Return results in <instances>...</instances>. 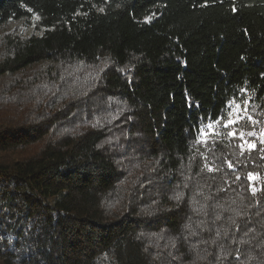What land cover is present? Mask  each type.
I'll return each mask as SVG.
<instances>
[{"label": "trees", "instance_id": "obj_1", "mask_svg": "<svg viewBox=\"0 0 264 264\" xmlns=\"http://www.w3.org/2000/svg\"><path fill=\"white\" fill-rule=\"evenodd\" d=\"M33 19L0 35V264H264V0H0Z\"/></svg>", "mask_w": 264, "mask_h": 264}, {"label": "rangeland", "instance_id": "obj_2", "mask_svg": "<svg viewBox=\"0 0 264 264\" xmlns=\"http://www.w3.org/2000/svg\"><path fill=\"white\" fill-rule=\"evenodd\" d=\"M145 21L147 23H150L152 21V19L147 18ZM35 23H36L35 19L30 20L28 22H25V21L14 22V23L11 22V23L0 28V35H3L9 31H15L17 34H21V35H30L31 32L33 31L34 27H35ZM256 106H257L256 104H252L251 108L249 109V113H251L252 115H255V107ZM231 119L234 120L235 115L232 116ZM250 132L253 133V135H255L257 138H260L261 140L264 141V134L257 133L255 131H247L246 134H248Z\"/></svg>", "mask_w": 264, "mask_h": 264}, {"label": "snow or ice", "instance_id": "obj_3", "mask_svg": "<svg viewBox=\"0 0 264 264\" xmlns=\"http://www.w3.org/2000/svg\"><path fill=\"white\" fill-rule=\"evenodd\" d=\"M242 91H244V90L242 89ZM233 103H236L235 99H233L232 101H229L228 104H227L226 106H227V107H231ZM243 103H244L245 105H247V101H246V100L243 101ZM236 108L239 109V108H240V104L236 103ZM231 115H232V113H229V116H230V117H231ZM239 118H240V117L237 116V119H239ZM222 119H223V117H218V118L213 122L212 119L209 118V124L207 125V127H208V133L205 132V130H204V126L201 125V127H200V131H199V134H198V135H199V136L207 137V135H208L209 133H212V131H213V123L218 124V123L220 122V120H222ZM249 119H251V117H249ZM235 122H236V121H234V120H232V119H229V120H227V121L224 123V127L227 128L230 124H234ZM228 135H229V136H233V135H235V131L233 130L232 132H229ZM240 135H241V138H243V133H241ZM248 135H253V133L250 132V133H248ZM249 147H254V145H251V144H250ZM241 148L243 149V144L241 145ZM230 166H231V165H230ZM209 171H211V169H209ZM249 179H253V176H252L251 173L249 174ZM9 239H11V237H9Z\"/></svg>", "mask_w": 264, "mask_h": 264}]
</instances>
